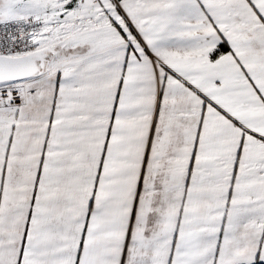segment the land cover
Segmentation results:
<instances>
[{"label":"snow or ice","instance_id":"snow-or-ice-1","mask_svg":"<svg viewBox=\"0 0 264 264\" xmlns=\"http://www.w3.org/2000/svg\"><path fill=\"white\" fill-rule=\"evenodd\" d=\"M0 264H264V0H0Z\"/></svg>","mask_w":264,"mask_h":264}]
</instances>
